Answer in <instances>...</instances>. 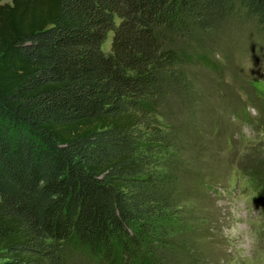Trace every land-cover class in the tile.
<instances>
[{"label":"trees","instance_id":"1","mask_svg":"<svg viewBox=\"0 0 264 264\" xmlns=\"http://www.w3.org/2000/svg\"><path fill=\"white\" fill-rule=\"evenodd\" d=\"M238 5L264 23V0H0L1 261L166 264L186 162L158 117L196 111L185 44Z\"/></svg>","mask_w":264,"mask_h":264},{"label":"rangeland","instance_id":"2","mask_svg":"<svg viewBox=\"0 0 264 264\" xmlns=\"http://www.w3.org/2000/svg\"><path fill=\"white\" fill-rule=\"evenodd\" d=\"M195 38L185 45L197 109L158 117L184 136L186 162L176 172L175 232L158 249L166 264H264V23L238 5L218 33ZM63 254L67 264H104L68 244Z\"/></svg>","mask_w":264,"mask_h":264}]
</instances>
